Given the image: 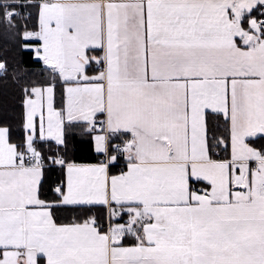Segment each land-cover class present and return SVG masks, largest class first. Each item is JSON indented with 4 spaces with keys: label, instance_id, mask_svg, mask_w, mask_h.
Returning <instances> with one entry per match:
<instances>
[{
    "label": "snow or ice",
    "instance_id": "snow-or-ice-1",
    "mask_svg": "<svg viewBox=\"0 0 264 264\" xmlns=\"http://www.w3.org/2000/svg\"><path fill=\"white\" fill-rule=\"evenodd\" d=\"M0 264H264V0H0Z\"/></svg>",
    "mask_w": 264,
    "mask_h": 264
},
{
    "label": "trees",
    "instance_id": "trees-1",
    "mask_svg": "<svg viewBox=\"0 0 264 264\" xmlns=\"http://www.w3.org/2000/svg\"><path fill=\"white\" fill-rule=\"evenodd\" d=\"M0 43H2V41H0Z\"/></svg>",
    "mask_w": 264,
    "mask_h": 264
}]
</instances>
